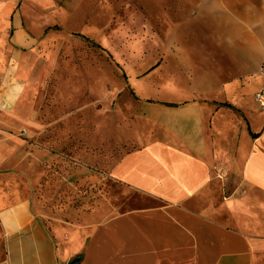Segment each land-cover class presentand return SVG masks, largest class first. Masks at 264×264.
<instances>
[{
	"label": "crops",
	"instance_id": "1",
	"mask_svg": "<svg viewBox=\"0 0 264 264\" xmlns=\"http://www.w3.org/2000/svg\"><path fill=\"white\" fill-rule=\"evenodd\" d=\"M79 14L0 0V264H69L84 247L86 229L50 220L29 178L5 168L45 49L58 27L85 26ZM98 43L127 73L112 97L131 147L109 168L120 195L93 213L96 263L109 250L124 264H264V0H200L164 35L135 19Z\"/></svg>",
	"mask_w": 264,
	"mask_h": 264
},
{
	"label": "rangeland",
	"instance_id": "2",
	"mask_svg": "<svg viewBox=\"0 0 264 264\" xmlns=\"http://www.w3.org/2000/svg\"><path fill=\"white\" fill-rule=\"evenodd\" d=\"M69 2L76 5L78 21L85 26L56 29L44 52L46 75L24 96L25 122L5 144L9 148L5 168L29 178L33 196L50 220L86 229L80 238L84 247L69 264H97L93 213L113 192L120 195L109 168L131 147L130 131L119 118L121 112L114 110L112 97V91L127 89V73L98 43V36L125 28L135 19L154 35H164L200 0H62L63 6ZM217 171L221 179L229 176L225 166ZM100 221L108 222L109 217ZM100 253L98 262L124 264L120 253L114 257L109 250Z\"/></svg>",
	"mask_w": 264,
	"mask_h": 264
},
{
	"label": "built area",
	"instance_id": "3",
	"mask_svg": "<svg viewBox=\"0 0 264 264\" xmlns=\"http://www.w3.org/2000/svg\"><path fill=\"white\" fill-rule=\"evenodd\" d=\"M255 99L259 106L264 107V87L256 93Z\"/></svg>",
	"mask_w": 264,
	"mask_h": 264
},
{
	"label": "bare ground",
	"instance_id": "4",
	"mask_svg": "<svg viewBox=\"0 0 264 264\" xmlns=\"http://www.w3.org/2000/svg\"><path fill=\"white\" fill-rule=\"evenodd\" d=\"M133 32H134V31H133ZM115 48H116V47H114V46L112 47L113 50H114Z\"/></svg>",
	"mask_w": 264,
	"mask_h": 264
},
{
	"label": "water",
	"instance_id": "5",
	"mask_svg": "<svg viewBox=\"0 0 264 264\" xmlns=\"http://www.w3.org/2000/svg\"><path fill=\"white\" fill-rule=\"evenodd\" d=\"M74 264H77V263H74Z\"/></svg>",
	"mask_w": 264,
	"mask_h": 264
}]
</instances>
